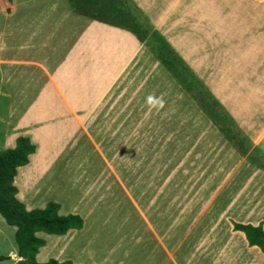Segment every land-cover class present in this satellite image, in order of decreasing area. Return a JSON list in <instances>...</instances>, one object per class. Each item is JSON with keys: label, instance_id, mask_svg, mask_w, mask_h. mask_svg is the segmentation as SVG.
Wrapping results in <instances>:
<instances>
[{"label": "rangeland", "instance_id": "1", "mask_svg": "<svg viewBox=\"0 0 264 264\" xmlns=\"http://www.w3.org/2000/svg\"><path fill=\"white\" fill-rule=\"evenodd\" d=\"M14 1H23L47 12L53 0ZM62 1L68 3L72 12L89 17L85 14L87 9L75 11L70 4V1L80 0ZM120 1L129 4L132 15L148 30L142 44L153 56L156 52L167 54L191 81V92L186 91L159 60L162 68L159 69H165L170 80L158 77L149 63L143 68L145 77H135L136 71L144 65L137 61L131 64L117 86L101 97V106L95 113L100 121L96 131L94 125H88L89 133L95 131V145L91 140L74 141V133L69 136L65 143L69 149L66 147L65 154L45 176L50 183L41 193L43 205L38 206L57 200L61 214L86 211V226L61 236L42 232L46 242L36 255L40 262L55 258L70 259L74 264H189L188 259L183 262L176 258L180 241L176 238V220L180 219V214L176 212L183 203L178 199L176 188L178 167L188 169L190 166L201 172L207 168L210 174L206 176L218 177L216 173L224 170L215 167L235 155L234 159L245 167L264 170L261 149L245 137L207 85L212 81L216 87H221L227 100L232 99L236 111L244 112L245 117L264 104V0ZM11 2L0 0V7L9 8ZM57 2L60 5L59 0ZM150 17L160 30L150 22ZM163 30L176 40V46L165 39ZM119 34L131 38L128 33ZM127 44L133 45L129 40ZM226 84L232 91L228 86L223 88ZM176 85L183 88L185 97L195 101V116L204 113L229 143H221L220 138L211 139L209 135L198 142L184 143L185 147L176 151V135L189 138L193 134L187 130L197 125L175 126V132L169 108L176 100L172 97L176 96ZM155 86H160L161 90ZM145 90L148 92L142 95ZM212 97L220 107L212 102ZM11 101L9 95L0 92V148ZM202 101L218 114L219 121L204 111ZM114 117L118 119L116 126L102 121ZM142 118L143 123L137 125ZM215 133L214 130L216 136ZM190 145L197 148L189 150ZM204 150L209 151L203 153ZM192 175L197 186L195 193L201 196L211 179L200 172ZM202 178L205 179L202 181ZM197 201L200 202L199 198ZM5 225L10 226L6 222ZM6 227L4 241H0V254H3L0 256H8L10 249L16 246L13 230ZM191 259L193 263L203 264L195 254Z\"/></svg>", "mask_w": 264, "mask_h": 264}, {"label": "crops", "instance_id": "2", "mask_svg": "<svg viewBox=\"0 0 264 264\" xmlns=\"http://www.w3.org/2000/svg\"><path fill=\"white\" fill-rule=\"evenodd\" d=\"M11 3L9 8L0 7V11L5 12H0V92L9 95L12 100L7 123L1 133V149L14 147L18 136H26L35 144L28 162L17 167L13 181L17 188L16 197L26 209H31L43 205L41 193L50 183L45 176L65 154L63 151L69 136L74 133V141L91 140L95 145V128L100 122L95 113L101 106L100 99L117 86L132 63H144L135 77H145V63L153 67L152 72L156 70L158 77L170 80L171 76L165 69L160 70L158 59L127 29L78 15L62 0H59L60 5L53 0L52 7L55 9L50 11V7L47 12L23 1L12 0ZM150 19L160 30L154 18ZM119 32H126L131 38H124ZM162 34L171 46H176L172 36L164 30ZM128 40L133 45L127 44ZM152 74L150 72L149 76L153 78ZM211 82L207 85L212 93L233 116L245 137L264 154V104L245 117L244 112L240 114L236 111L232 99L227 100L225 91ZM227 86L232 91L229 84L223 88ZM156 88L161 90L160 86ZM176 88V96L172 97L179 100H173L169 108L175 132V126L197 124L187 130L193 136L184 139L176 135V151L185 147L184 143L198 142L209 135H212L211 139L220 138L219 142L229 143L221 132L214 129L212 121L204 113L195 116V101L185 97L179 85ZM147 92L145 90L142 95ZM102 121L116 126L118 119L114 117ZM142 123L143 118L137 125ZM21 124L24 129H21ZM88 125H94V134L89 133ZM214 130L217 137L213 135ZM40 146L43 148L42 156L36 161ZM196 148L190 145L189 150ZM75 155L79 157L80 154ZM234 158L235 155L232 160L215 167L224 170L221 174L216 173L218 177L206 176L210 174L207 168L201 172L190 166L188 169L178 167L176 188L178 199L183 201L180 211L176 212V215L180 214V219L176 220V238L180 239L176 258L180 261L188 259L189 264H196L198 262L193 263L191 259L195 254L203 264H264V251L257 245H250L244 231L234 228L238 223L261 225L264 230V170L245 167ZM198 172L211 179L204 186L205 192L201 196L195 193L197 186L192 175ZM84 213L86 211L76 213L83 219L80 229L86 226ZM5 222L0 214L1 242L4 241ZM93 222H97V216ZM6 228L13 230L14 237L16 227L10 225ZM72 229L75 228L67 232ZM36 234L45 241L42 232ZM8 256L7 259H0V264H18L17 245L10 249Z\"/></svg>", "mask_w": 264, "mask_h": 264}, {"label": "trees", "instance_id": "3", "mask_svg": "<svg viewBox=\"0 0 264 264\" xmlns=\"http://www.w3.org/2000/svg\"><path fill=\"white\" fill-rule=\"evenodd\" d=\"M73 2L75 1H70V4L75 8V11L82 9L86 11L87 9L85 14L92 19L127 29L141 42L146 38V31L148 30L138 23L135 15H132L129 4L125 5L120 0H80ZM162 40L165 45H169L165 39L162 38ZM155 56L180 85L186 91L191 92V81L187 75L182 74L176 63L164 52H156ZM180 62L185 69H188L183 61L180 60ZM190 74L192 75V73ZM212 102L220 107V103L214 98ZM201 105L211 118L219 121L218 114L209 110L210 108L205 102L202 101ZM224 135L228 137L226 133ZM34 150L35 144L26 136H18L14 147L0 148V214L7 224L16 227L14 240L17 245V254L20 257L18 264H73L70 259L58 261L55 258H49L44 262L36 260L39 248L45 243L44 239L36 234L37 232L63 235L70 228L80 229L83 225V219L78 214H59V204L54 201H48L44 207L26 209L24 203L16 197L17 188L13 181L17 167L26 164L29 155ZM234 228L244 231L250 245H257L264 251V230L261 225L237 223ZM5 258H9V256H0V259Z\"/></svg>", "mask_w": 264, "mask_h": 264}, {"label": "bare ground", "instance_id": "4", "mask_svg": "<svg viewBox=\"0 0 264 264\" xmlns=\"http://www.w3.org/2000/svg\"><path fill=\"white\" fill-rule=\"evenodd\" d=\"M193 17V16H192ZM121 33H123V34H127L126 32H121ZM178 43V42H177ZM138 45V44H137ZM135 48H137L136 46H135ZM144 51V50H143ZM169 78V77H168ZM21 90V89H20ZM34 113V112H33ZM17 121H19V119H16ZM25 124V123H24ZM22 125V127L24 126L23 124H21ZM25 127H23V128H21V129H24ZM43 150V148H42V146H40V148L38 149V152H37V154H36V161L42 156L41 155V151ZM32 160H34V158L32 159ZM35 164L33 163V166H34ZM28 168H26V170H27ZM22 170H20V172H21ZM22 172H26V171H22ZM262 178V177H261ZM17 257V256H16Z\"/></svg>", "mask_w": 264, "mask_h": 264}]
</instances>
